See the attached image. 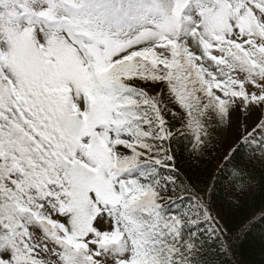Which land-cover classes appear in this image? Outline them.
Returning a JSON list of instances; mask_svg holds the SVG:
<instances>
[{"label":"snow or ice","instance_id":"obj_1","mask_svg":"<svg viewBox=\"0 0 264 264\" xmlns=\"http://www.w3.org/2000/svg\"><path fill=\"white\" fill-rule=\"evenodd\" d=\"M234 124L187 183L174 145L199 166ZM242 146L264 165V0H0V264H223Z\"/></svg>","mask_w":264,"mask_h":264},{"label":"trees","instance_id":"obj_2","mask_svg":"<svg viewBox=\"0 0 264 264\" xmlns=\"http://www.w3.org/2000/svg\"><path fill=\"white\" fill-rule=\"evenodd\" d=\"M174 147L181 176L187 183L203 190L213 182V174L217 173L221 163L220 156L229 145L225 144L218 134L206 153L205 160L198 162L199 166L187 157L184 141L177 142ZM248 152V147H241L240 155L229 164L225 172L217 176L214 182L216 187L212 190L213 212H218L228 224L233 236L239 237L235 239L232 256L228 260L219 258L224 260L223 264H264V221L257 222L245 233L241 232L244 223L252 219L253 214L264 209V165L252 163L248 159ZM233 165L247 168L255 181V187L241 198L239 205L233 202V193L224 179Z\"/></svg>","mask_w":264,"mask_h":264},{"label":"rangeland","instance_id":"obj_3","mask_svg":"<svg viewBox=\"0 0 264 264\" xmlns=\"http://www.w3.org/2000/svg\"><path fill=\"white\" fill-rule=\"evenodd\" d=\"M251 126L252 121L249 122V128H251ZM218 134L221 137L222 141L229 146L235 141V138L238 135L235 124L231 129L225 128L220 130Z\"/></svg>","mask_w":264,"mask_h":264}]
</instances>
